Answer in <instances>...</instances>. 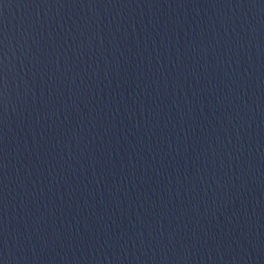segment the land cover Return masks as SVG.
I'll return each mask as SVG.
<instances>
[{"label": "water", "instance_id": "water-1", "mask_svg": "<svg viewBox=\"0 0 264 264\" xmlns=\"http://www.w3.org/2000/svg\"><path fill=\"white\" fill-rule=\"evenodd\" d=\"M0 264H264V0H0Z\"/></svg>", "mask_w": 264, "mask_h": 264}]
</instances>
